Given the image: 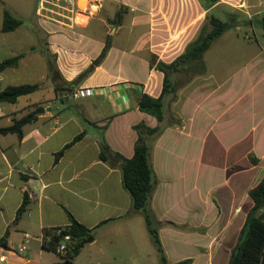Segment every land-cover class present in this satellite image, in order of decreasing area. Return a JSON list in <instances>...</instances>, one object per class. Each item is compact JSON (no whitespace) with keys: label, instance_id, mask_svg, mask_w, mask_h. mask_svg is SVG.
I'll return each instance as SVG.
<instances>
[{"label":"crops","instance_id":"1","mask_svg":"<svg viewBox=\"0 0 264 264\" xmlns=\"http://www.w3.org/2000/svg\"><path fill=\"white\" fill-rule=\"evenodd\" d=\"M242 1L247 5L250 0H219L207 11L199 0H104L92 17L80 14L70 21L60 12L28 28L45 36L44 50L35 53L32 46L18 52L10 58L22 54L19 64L0 71V92L9 86L38 85L16 103L0 104V129L40 108L36 119L23 126L22 137L0 132V256L6 257L0 264H159L145 220L132 209L123 186L119 160L100 158L102 135L113 154L132 158L138 140L134 128L141 123L165 128L151 144L157 185L150 206L161 222L175 225L159 230L168 261L226 262L232 249L224 246L240 234L253 206L249 191L264 176V34L254 42L226 33L219 38L204 56L205 71L164 98L162 123L141 112L138 104L143 94L157 98L162 93L164 74L151 67L152 55L172 63L198 37L208 12ZM122 6L127 9L122 23L110 24ZM3 12L0 49L26 26L22 14L10 11L22 25L2 32ZM108 37L111 47L104 60L72 88H92L93 95L74 100L70 91L57 93V87L73 82L100 56ZM220 43L231 50L238 45L231 61H224ZM242 56L237 66L234 62ZM19 68L25 81L13 84L10 76L18 75ZM83 132L55 163V154ZM196 136L203 137L198 166L203 173L207 167L218 172L223 186L184 195L174 190L186 173H179L169 156L180 155L181 139ZM207 142L214 152L203 159ZM25 193L27 211L16 220ZM71 216L92 230V240L67 261L66 254L43 243L46 229L67 228ZM21 245L26 250L18 254Z\"/></svg>","mask_w":264,"mask_h":264},{"label":"trees","instance_id":"2","mask_svg":"<svg viewBox=\"0 0 264 264\" xmlns=\"http://www.w3.org/2000/svg\"><path fill=\"white\" fill-rule=\"evenodd\" d=\"M203 8L207 11L212 9L219 0H199ZM126 7H121L115 14L110 24L120 25L122 23ZM243 15H233L225 13V20L208 12L207 22L202 26L198 37L191 42L176 60L170 64L158 61L157 56L152 55L150 58L151 67L156 68L164 74L163 89L159 97L155 98L148 94H143L138 107L141 112L154 116L159 123L165 119L164 98L174 95L180 89L183 83L179 84L174 81L173 77L184 76L190 81L194 76L205 71L204 56L212 45L221 38L227 31L237 27L239 18ZM244 22V21H243ZM251 24V20L245 21ZM260 26L264 29V17L260 21ZM22 25V21L14 17L11 12L4 10L2 32H12ZM111 47V38L108 37L104 49L100 56L92 62L87 70L81 73L73 82L64 86L57 87V93H67L72 91L74 85L82 82L87 78L106 57ZM23 55L6 59L0 62V71L7 68L16 67ZM38 89L36 84H23L17 86H9L0 92V104H14L20 97L30 95ZM36 119L35 113L14 120L10 127L0 129L1 133H16L18 137H22V128L25 124ZM138 133V140L134 147L132 158L126 159L118 154H113L102 135L98 142L100 144V158L104 162H110L112 159L119 160V168L122 173V182L126 191L132 200V209L139 212L146 224L150 240L155 247L159 264H170L165 249L163 247L159 230L163 225L175 226L170 222H161L150 206V202L157 185L156 174L151 162L152 143L156 141L164 132V126L150 128L141 123L134 128ZM85 136V132L76 136L73 141L67 144L60 152L55 154V163L63 156L65 150ZM253 164L258 163V159L250 155ZM249 196L253 201V206L247 214L245 224L239 234L238 241L231 251L228 264H264V176L262 180L249 191ZM28 195L25 193L21 207L17 210L16 220H19L27 211ZM56 229H46L44 239V247L56 252L57 244L61 241V237L55 234ZM63 234L72 236L74 242L66 253V260H74L80 253L85 241L92 236V230L77 222L71 216V224L63 231ZM0 245L4 246L3 242ZM192 259H186L175 264H191Z\"/></svg>","mask_w":264,"mask_h":264},{"label":"rangeland","instance_id":"3","mask_svg":"<svg viewBox=\"0 0 264 264\" xmlns=\"http://www.w3.org/2000/svg\"><path fill=\"white\" fill-rule=\"evenodd\" d=\"M247 3L248 4L246 5L245 2L242 1L241 5H239L240 2H237L235 3L234 7L222 5L221 8L219 10H215L213 14L218 16L222 20L226 19L225 13H231L233 15H243L241 16V18H239L241 22H238V26L227 31L226 35L227 37L232 35L233 37L235 36L236 38L241 40L254 42L257 41L259 37L261 38V36L264 34V29L259 24L261 19L264 17V4L259 3L258 0H250ZM79 5L82 9L85 8V6L81 5L80 3ZM4 10H8L9 12H16L20 15L22 14V17L25 18L24 20L26 26L20 32H18L17 39H15L13 42L11 41L10 43H8V46L6 48L0 49V59L10 58L18 52H28L30 51V48L32 46L35 48V53L44 50L45 43L47 41L45 36L40 35V32L38 33L33 30L28 31V28H35L36 22L39 21L40 18L45 19L49 17V15L57 16L60 12H63L62 10H59L44 2V0H0V13ZM99 12L100 9H98L97 14ZM246 20H251L252 23L248 24L245 22ZM206 22L207 20H205L201 24L200 28ZM200 28L198 32L200 31ZM222 43L224 44L226 42ZM222 43L219 44V47H221L223 50L224 61H231V58L235 57L234 52L238 45L234 46L231 50V46L228 47L225 45L224 47ZM227 51H229V53H226ZM242 60L243 56L237 58L235 60L236 62L234 63H238L237 66H239L240 64H242ZM18 71V75L10 76V82H12L13 84H22V82L25 81V76L22 70L19 68ZM48 75L50 78L53 76L51 71H49ZM173 80L178 81L179 84H182L187 79L184 76H179L173 77ZM32 82H35V79L32 80ZM39 109L40 108H37L35 112H38ZM202 138V136H196L192 139H181L180 146H177V150L181 149L180 155L177 156L176 154H172L169 156L170 161H174L176 163V168L179 173H182V171L186 173L184 179L182 176H180V180L178 181L179 185L176 186L177 188L175 187L176 189L174 190L176 192H179L180 194L186 195L187 193H190L191 195H193V192L200 189H202V191L207 194L208 191H217V189L223 186V184H221L222 176L218 172H214L212 169H208L209 167H207L205 168L207 169L206 173H203V169L201 170L198 166V163L201 159L200 142ZM223 139L225 141L229 140L226 137H223ZM206 146V150H204L203 152V159H205L206 157L209 159L214 152L213 147L209 142L206 143ZM238 199H240V196L238 197ZM246 206L249 207L248 203L246 204ZM262 212H264V209L262 210ZM238 238L239 234L232 239L227 240V247L226 245L224 247L228 250V252H230L231 249H233V247L236 245ZM229 256L230 255H228L227 260L224 264H228Z\"/></svg>","mask_w":264,"mask_h":264},{"label":"built area","instance_id":"4","mask_svg":"<svg viewBox=\"0 0 264 264\" xmlns=\"http://www.w3.org/2000/svg\"><path fill=\"white\" fill-rule=\"evenodd\" d=\"M79 1L80 0H44V2L48 3L49 5L65 12L70 21H76L78 15L80 14L89 15V17H92L94 15V11H96L100 4L104 2V0H87L86 8L82 9L79 5ZM91 95H93L92 88H76L70 93V97L74 100H79ZM65 229L66 228H57L55 230V234L61 237V241L56 247V252L60 255L66 254L74 242L71 235L63 234ZM26 238L29 237L26 236ZM25 250L26 246L21 245L16 249V252L18 254H22L25 252ZM5 261L6 257L0 256V263H4Z\"/></svg>","mask_w":264,"mask_h":264},{"label":"bare ground","instance_id":"5","mask_svg":"<svg viewBox=\"0 0 264 264\" xmlns=\"http://www.w3.org/2000/svg\"><path fill=\"white\" fill-rule=\"evenodd\" d=\"M79 3H80L81 5H83V6H85V8H86V6H87V0H80ZM85 8H84V9H85Z\"/></svg>","mask_w":264,"mask_h":264},{"label":"water","instance_id":"6","mask_svg":"<svg viewBox=\"0 0 264 264\" xmlns=\"http://www.w3.org/2000/svg\"><path fill=\"white\" fill-rule=\"evenodd\" d=\"M70 93H71V91L68 93L69 96H70ZM113 162H114L115 164L117 163L116 160H113ZM90 240H92V239H87L86 242H88V241H90Z\"/></svg>","mask_w":264,"mask_h":264}]
</instances>
